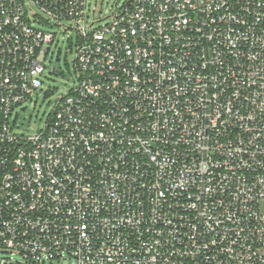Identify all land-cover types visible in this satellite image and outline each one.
<instances>
[{"label": "built area", "instance_id": "1", "mask_svg": "<svg viewBox=\"0 0 264 264\" xmlns=\"http://www.w3.org/2000/svg\"><path fill=\"white\" fill-rule=\"evenodd\" d=\"M0 0V264H264V0ZM78 83L44 130L56 35Z\"/></svg>", "mask_w": 264, "mask_h": 264}, {"label": "rangeland", "instance_id": "2", "mask_svg": "<svg viewBox=\"0 0 264 264\" xmlns=\"http://www.w3.org/2000/svg\"><path fill=\"white\" fill-rule=\"evenodd\" d=\"M126 0H88L92 19L106 23L118 12V6ZM55 43L51 46V54L47 59V71L42 77L44 83L32 98V101L15 109L11 124L17 132L35 134L45 129L49 117L54 112L57 102L66 96L78 83L74 69L76 58V32L65 31L54 27ZM17 264V263H9ZM46 264H62L46 262Z\"/></svg>", "mask_w": 264, "mask_h": 264}]
</instances>
